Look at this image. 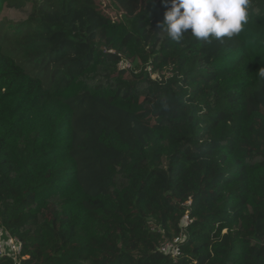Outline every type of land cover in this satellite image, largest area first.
Masks as SVG:
<instances>
[{
  "label": "trees",
  "instance_id": "16d2710c",
  "mask_svg": "<svg viewBox=\"0 0 264 264\" xmlns=\"http://www.w3.org/2000/svg\"><path fill=\"white\" fill-rule=\"evenodd\" d=\"M111 4L120 21L60 0L55 20L0 23V227L19 264H264V0L238 35L178 43L157 27L171 0ZM185 214L172 259L157 246Z\"/></svg>",
  "mask_w": 264,
  "mask_h": 264
},
{
  "label": "clouds",
  "instance_id": "9594fccd",
  "mask_svg": "<svg viewBox=\"0 0 264 264\" xmlns=\"http://www.w3.org/2000/svg\"><path fill=\"white\" fill-rule=\"evenodd\" d=\"M250 0H171L157 27L175 42L185 33L198 40L232 38L248 22ZM264 78V67L258 71Z\"/></svg>",
  "mask_w": 264,
  "mask_h": 264
},
{
  "label": "rangeland",
  "instance_id": "374dc122",
  "mask_svg": "<svg viewBox=\"0 0 264 264\" xmlns=\"http://www.w3.org/2000/svg\"><path fill=\"white\" fill-rule=\"evenodd\" d=\"M44 0H9L10 7L5 8L3 12L0 13V23L1 22H9L8 24L14 25L20 21L26 20L29 16L37 17L46 21L55 20V18L49 17L47 14L48 11L52 10L53 7L60 0H49L46 2L45 10L40 9L38 5L43 2ZM96 7L105 15L109 16L112 20L120 21V11H118L114 6L111 4V0H93ZM75 26L79 29H85L86 21L84 18L77 19L75 22ZM6 27V26H3ZM0 32V37L2 35ZM6 45V42L3 43Z\"/></svg>",
  "mask_w": 264,
  "mask_h": 264
},
{
  "label": "built area",
  "instance_id": "2783aa9c",
  "mask_svg": "<svg viewBox=\"0 0 264 264\" xmlns=\"http://www.w3.org/2000/svg\"><path fill=\"white\" fill-rule=\"evenodd\" d=\"M119 68H130L131 65L127 60H121L118 63ZM147 71L152 79H155V74L152 73L151 67L147 66ZM190 200L184 205L188 206ZM191 221L188 215L185 214L179 223L178 234L174 238H168L165 235L162 236V240L157 246V250L164 254L169 255L172 259L176 258L180 254L179 244L183 242L185 238V227ZM22 244L21 241L8 230L0 227V259L4 257L12 258L14 264H19L21 255Z\"/></svg>",
  "mask_w": 264,
  "mask_h": 264
}]
</instances>
